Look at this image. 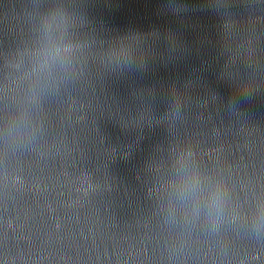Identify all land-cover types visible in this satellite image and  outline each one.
I'll use <instances>...</instances> for the list:
<instances>
[{"label":"water","instance_id":"1","mask_svg":"<svg viewBox=\"0 0 264 264\" xmlns=\"http://www.w3.org/2000/svg\"><path fill=\"white\" fill-rule=\"evenodd\" d=\"M0 264H264V0H0Z\"/></svg>","mask_w":264,"mask_h":264}]
</instances>
